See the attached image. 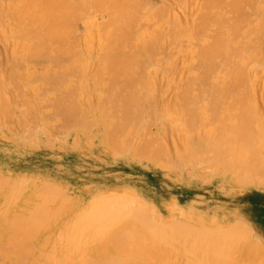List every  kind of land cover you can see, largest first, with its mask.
Returning a JSON list of instances; mask_svg holds the SVG:
<instances>
[{
    "label": "rangeland",
    "instance_id": "rangeland-1",
    "mask_svg": "<svg viewBox=\"0 0 264 264\" xmlns=\"http://www.w3.org/2000/svg\"><path fill=\"white\" fill-rule=\"evenodd\" d=\"M9 1L10 0H7L6 2L10 3L11 1ZM152 1L154 0H151V4ZM155 1L153 3L156 5L154 9L157 8L159 5L158 2H161V0ZM228 2L229 0H226L220 7L221 13L233 19L234 14L227 6ZM263 6L264 4L257 2L245 6L247 12V25L253 26L263 21L264 16L261 13L259 14L258 11L259 8ZM150 8L152 9L153 7L149 6V9ZM154 9H152L153 12ZM256 12H258L259 15ZM90 15L91 16L88 17H94L97 21L99 20L98 22L100 24H105L106 18L103 14L102 16L100 13L99 15L96 14V9L90 10ZM82 23H86V20H83ZM245 26L243 27V31L245 32L247 29L246 32H248L250 28ZM213 34L214 31H212L211 28L208 32L202 33L198 41L197 39L190 41L189 46L199 51L203 41L206 40L205 44L209 43V41H211L210 36ZM79 40L81 41V39ZM245 41L249 44L247 40ZM81 49L82 47L80 43H78L75 48V53L71 56L73 63L71 64L70 77L63 84L56 86L50 85L48 79L45 78L52 70L53 72L54 70H58V67H55V62H50V60L46 61V59H49L48 57L44 58L47 63H44V61H42L44 59L42 58H40L41 61L36 59L35 61H39L37 63H30L32 62L30 61V64L27 63L28 65L26 64L28 61L25 58L26 61L21 59L17 63V65L19 64L20 66L18 65L19 68L16 66L17 68L15 70L21 71L16 74L20 75L22 73L20 76L18 75V82L21 79V83L19 82V85L17 81V83L12 82L13 84L11 83L12 85L9 87L12 89L9 90L8 94H10V96L12 94L11 98H13L15 103H20L19 100H23L19 97L22 96L19 93L21 91L22 94H26L25 99H27V97L29 99H27L28 101L26 100V105H30V100H32L31 102L33 104H31L35 109L29 106L33 108L31 109L32 111H29L27 109L28 106L23 108L20 105L22 110L20 106L19 109L17 108L18 106H16V108L14 107L15 109H12V113H9V115L11 114L10 116L7 115L5 117L0 113V212L4 206L8 208V214L5 219L6 224L0 225V264H11L19 255L23 253L27 254L29 251L25 247H31L32 250L30 253L35 255L41 254V250H43L44 253L46 246L43 247V244H47V239L57 242L58 238L56 239V237H59L58 242L64 240V245L62 247L65 248V250L72 247V249L66 250V252L71 250L76 252L83 247L79 244H74V240L79 241L78 233L80 229L83 228L78 227L80 229H77L76 226L75 228L70 227L71 232L68 234L69 236L66 235L65 237L64 234H59L58 228L64 227L69 230L70 228L67 227V222L64 220L68 217L66 221L69 223H72V221L76 223L78 219L75 217V212H77L75 210L85 203L89 206L94 204L96 200L107 199H119L125 202L126 206L120 207L117 212L123 218H130L129 216L141 213L139 214L140 216L143 215L145 219L152 218V222H155L157 225L161 223V226L164 225V228H166L165 225L174 224V222L185 223L187 233L193 236L198 235V231H204V229H213L214 231L217 227V230H219V226H222L221 228L224 226L223 229L225 232L227 231L225 230L226 228L233 230L236 235L238 234L239 245H241V248H244L235 247L233 244L232 247L235 248V253L241 250L242 254H246L247 250L251 248L252 251L249 249L248 252H251L256 258V264H264V171L257 170L258 172L255 173L256 169H251L253 170V173H251L247 164H251L248 160H253L251 158L252 154L249 155V153L246 155V153L250 151V147H245L243 150L244 146H241L239 149L235 146L236 142L233 137L237 134L236 132H238L236 130L240 131L242 129L241 126V128L239 127L240 124L237 126L238 123L236 121H240V116L244 113H241L242 110L240 111L238 109H230L229 112L227 108L229 103L231 104L233 101L230 98L233 97L230 96V98H226L224 96L225 99L219 105L215 103L216 101L214 102V100L218 101L219 99H214L218 97H214L213 94L215 92H212L213 90L211 89L219 86L217 85L220 79L218 75L223 76V73L212 72L205 76L201 71L198 58L199 54H197L196 58L192 62L190 61V73L185 80L190 83L191 91L183 93V90H181L179 92V103L173 115L170 116L169 119L167 118L164 120L163 118H157L152 110H150L152 112L149 111L150 113L147 111L146 113L150 115L146 114L147 118L145 117V120L147 119L146 121L151 122L149 124L142 119L141 123L143 126H141L140 121L137 123V119L134 116L128 117L126 115L125 105L122 99L118 100L115 105L112 104L110 100L111 92L109 91L111 84L109 68H104V66H102V71L104 73L103 79L96 84L99 92H95V94L94 92H82L80 85L81 82H83L85 74L80 62H77ZM132 51L131 48H125L123 50L124 53ZM165 59L166 57L164 54L157 53L152 62H145V65L148 66L147 69L150 68V72H154L158 70L156 68L157 65L165 62ZM21 61L23 62L20 64ZM26 66L27 68L32 66L33 68L36 67L38 69L35 68L37 74L39 73L38 77L41 74H43L41 75L42 77L47 74L43 77V81L46 79V83L53 87L50 89L47 85V88L49 87L50 90H45L47 89L46 84L42 85L43 81L41 77H39V79L41 78L40 80L42 82H39V79L38 82H35L34 78H30V82H35V84H31L29 79L25 78L27 72ZM252 75L257 78V86L262 87L264 85V68L262 70L252 71ZM22 77L25 80H22ZM36 77L37 76H35V78ZM26 79H28L27 82L30 84L26 82ZM24 83L28 85L26 86ZM13 85L16 86V88L13 87ZM17 86H21L22 88L19 89ZM33 86L35 88H33ZM42 86L45 87V89ZM14 89H16V92L18 89L17 93L19 96L13 91ZM156 90L158 95L162 94L160 85L156 86ZM33 91L38 94V96H36L35 93L32 95ZM68 92L73 93L72 96L77 104L79 103L78 106H80L81 109H78L81 111L66 114L59 110L57 107V99L65 93L69 94ZM93 96L98 97L95 98ZM226 96L229 97V95ZM97 98H101L102 104L99 107L94 104L96 102L94 99ZM221 99H223V96ZM87 102L90 104L92 102V104H87ZM88 110L91 111L89 112ZM216 110L220 113H217L219 115L218 118H215L217 115L213 116V112H217ZM231 110L233 111L232 116ZM151 113H154L155 116ZM229 114L233 120L232 121L229 117L228 120H231V122L226 118ZM222 115V119H219ZM143 116L144 115H142V117ZM235 116L237 118L239 117V119H234L236 118ZM148 118L154 120L149 121ZM17 120H21V123ZM120 121L122 123L126 121L129 122V124H124V127L127 128L121 125L120 127L118 123ZM152 121H155V123H152ZM223 122L226 123L224 124ZM225 125H227V127L229 126L228 129L235 134H232L231 131L227 134V131H223L224 129L222 130L223 134H221V130L218 132L216 131L217 135H224V138L223 136L222 138L218 136V139L221 138L220 140L228 141L226 138L227 135H229V137L232 135L233 140L230 141H233L232 143L235 142L234 145L231 142L230 145L228 142L221 143L222 141L220 142L218 139V144L212 142L214 138H217L215 130L220 129L221 126L224 128ZM230 125L232 127H230ZM147 128H151L150 130H152V132L147 130ZM231 128H234V131ZM184 129L186 132H183ZM208 131H211L208 135L210 137H207ZM180 133L186 134L188 137L192 136L197 138V141H191L194 142L192 143L193 147L195 146L198 149V151H194L197 149L192 148L196 154L183 151L184 147L179 141L177 142V146L181 149L182 154L177 152L174 141L178 140V134ZM201 133V136L205 135L206 140L208 139L207 141H205V139L203 140L205 137H202L201 140ZM212 135L214 136L212 137ZM146 137L148 141L145 140ZM198 138L200 139L199 142ZM155 139H157V141ZM154 140L156 143H154ZM171 140L174 141L172 142ZM206 142H208V144L212 142L219 147L213 148V144H211V149L209 148V150L208 147L210 145L208 146ZM219 144L223 145L221 146V149L223 148L222 150L219 149ZM224 144H227V146L225 147ZM163 146L165 150H167V153L160 154L161 148L164 149ZM235 147L239 152L242 151V153L240 152L242 155L238 153L240 156H234V153L237 151ZM212 149H214V151ZM224 149L229 153L228 155L226 154L227 156L223 154L225 152ZM254 149L255 146L253 150ZM175 150L177 153H175ZM208 150L212 153L207 152ZM218 150L222 152L220 155ZM230 151H232L233 154H231ZM243 151L245 153H243ZM198 152L201 153L198 154L199 156L197 155ZM184 153H186L188 158ZM175 154H177V156ZM181 155L185 156V158H181ZM256 156L254 159L257 158ZM178 157L180 158L178 159ZM186 158L190 161H187ZM197 158L198 160H196ZM244 158L248 160L245 159L244 161ZM242 160L246 164H244L246 167L243 165ZM195 161H198L197 164ZM256 162L261 163L259 161ZM256 164L257 163H255L254 166L260 169L262 164L257 166ZM39 206L42 208L41 211H38L40 210ZM59 208L63 210L60 212L58 211L60 210ZM33 211H38L36 216L40 215L41 218L38 216L35 220L41 222L44 228L39 225L42 230L36 231L38 232L37 234H33V232L32 234L30 233V235L24 234L25 237H22L17 230V223L29 217ZM56 212L59 213L56 214ZM50 213L52 214L48 218V214ZM58 214L61 218L57 216ZM144 218H138V225L141 228H144L147 224ZM91 219L92 221L96 219L93 223H96L97 229L91 221H87V218H85V221L87 223L89 222L88 225L91 223L90 225L92 226L93 224V226L89 227V225L88 227L90 229L87 227L89 232L88 230L87 232L86 230L84 231L86 235L89 234V236H92V238L88 237L86 239L89 240V238H91L90 241H96H92L93 243L87 241L84 245L86 249L84 251H87V255L89 253V255L95 257L97 254L99 256V253H101L99 251L106 247L104 249L115 252V254H111L108 259L109 261L114 260V255L119 256V253L124 252L125 254H132L137 247V244H133V242H140L150 233V230H144L142 236H137V240L125 242L127 244L123 246V241H119L120 243H118V240H115L116 238L107 234L104 227H102L104 229L101 228V224L97 221L98 217H91ZM62 220L63 222H61ZM86 222L84 223L86 224ZM60 223L62 225L64 223V226ZM57 224L58 227H56ZM186 224H188V226H186ZM96 230L97 232L95 233L97 234L94 233ZM101 231L104 232L101 233ZM124 231L125 230H120V232H117L122 236ZM225 232L224 236L226 237ZM81 233L80 237L83 235V233ZM98 234H101V236ZM221 234L220 236L215 234L214 237H212V241L216 242L219 239H224L223 230ZM95 235H98L97 238ZM101 237L102 239L99 240ZM245 237L247 239L250 237L248 239L250 241L245 240ZM243 239L245 244L242 242ZM41 240L42 244L40 245ZM238 242H236V246ZM228 244L229 243H227V246L229 247L230 244ZM97 245L100 246L98 247ZM242 245H247V247L245 248ZM94 246L96 248H94ZM62 247L59 248L58 252L63 251ZM47 249H49L48 244ZM47 249L46 252L49 251H47ZM104 249L102 252L106 251ZM65 250L63 252H65ZM247 264L249 263L247 262ZM252 264L254 263L252 262Z\"/></svg>",
    "mask_w": 264,
    "mask_h": 264
},
{
    "label": "bare ground",
    "instance_id": "bare-ground-1",
    "mask_svg": "<svg viewBox=\"0 0 264 264\" xmlns=\"http://www.w3.org/2000/svg\"><path fill=\"white\" fill-rule=\"evenodd\" d=\"M6 1L7 0H0V113H2V115H4L5 117L7 115L10 116L11 114L9 115V113H12V109L14 107L16 108V106H18V109L20 105L23 108L28 106L27 109L29 111L34 108V106H32V100H30V105H26L29 99L28 97V100L25 99L26 94H22L21 91L19 93L22 96H19L17 93L18 89L17 92L16 89H14L13 91L17 93V96L23 99L21 101L19 100L20 103H15L13 101V98H11L12 94L11 96L10 94H8L9 90L12 89L9 88L13 84L12 82L17 83L19 79V74L16 73L20 70H15L19 65H17L19 60L25 58L28 61L26 62V64L30 61H32L30 63H37L41 61L40 58L44 59L48 57L49 59H46V61L50 60V62H55V67H58V70H54V72L52 70L50 72L51 74L48 71L51 76L49 74H46L47 77H45L46 75H44L43 77L48 79L50 85L56 86L59 84H63L70 77L71 64L73 63V59H71V56L75 53V48L77 47L78 43H80L82 49L79 52L80 54L77 62H80L85 74L83 82H81V85L79 84L82 92H94V94L95 92H99L96 84L101 79H103L104 73L102 71V66H104V68L107 67L110 70L111 84L109 87V91L111 92L110 100L113 105H115L118 100L122 99L125 105L126 115L128 117L134 116L137 119V123H139V121L141 123L142 119H144L145 122H148L146 121L147 119L145 120L146 114H149L152 111L156 114L157 118H163L164 120H166L167 118L169 119V117L172 116L173 112L177 109L180 97L179 92L181 90H183V93L191 91L190 83L186 82L185 80L190 73V63L196 58V55L199 54L198 58L200 61V68L205 76L212 72L223 73V76L218 75L221 79L218 80L217 85L219 86L215 88L213 87L215 90L213 88L211 89L213 90L212 92H215L213 94L214 97L217 96L218 98H214L213 96L212 97L214 99H219L218 101L214 100V102L216 101L215 103L219 105L220 103H222L225 97L230 98V96H232L234 99L230 98L233 101L231 104L229 103L228 108H226L229 109V112L230 109H238L240 111L242 110L241 113H244L241 115V113L239 112V114L241 115V119L240 121L236 122L238 123L237 126L240 124L239 127L241 126L242 129L240 131L236 130L238 132H236L237 134L234 137L232 135L231 137L227 135L226 138L228 139V141L226 139V141L220 140L222 136L224 138V135L221 136V134H223V129V131H227V134L229 131H231L228 129L229 126L227 127V125H225L227 128L225 126L224 128H222V125L220 129L215 130V132L221 130L222 133H218L220 135H217V132L216 134L214 133L215 135H217V138H214V141L212 142H216L218 144V140H220V142L222 141L221 143L228 142V144L230 145V142H233L230 141L233 140V137L235 138L234 141L236 142V144L235 142L232 143L233 145L235 144L238 149L241 148V146H244L243 150L245 147H250L249 152L246 150L248 152L246 153V155H248L249 153V155L252 154L253 157L251 155V158L254 161L256 160L261 162L258 163L255 161V163H257L256 166L260 164H262L261 167L263 166L264 85L262 87L257 86V78L252 75V71L262 70L264 68V17L263 21L259 22L258 24H255L253 26L247 25V12L245 6L253 4L254 2L264 4V0H229L227 6L234 14L233 19L226 17L224 13H221L220 7L226 2V0H161V2H158L159 5L157 4L158 6L155 9L154 7H156V5L153 4L155 0L152 1V4L151 0H10V3ZM149 6L153 7L152 9H154V12L151 8L149 9ZM92 9H96V14L98 15L99 13L101 16L103 14V16L106 18L105 24H100L98 22L99 20L97 21V19H94L93 16V18L88 17L91 16L90 10ZM258 11L259 14L261 13L264 16V6L260 7ZM256 13L258 14V12ZM83 20H86V23H82ZM245 25L250 28V31L248 30V32H246V28V31H243V27ZM211 28L212 31H214V34L210 36L211 41L208 40L209 43L205 44L206 40L203 41L202 47L199 51H196L189 46L190 41L196 39L198 41L202 33L208 32V30H210ZM79 39H81V41ZM245 40H247L249 44H247ZM125 48H131L133 51L124 53L123 50ZM157 53H162L165 55V62L160 65L156 64L157 67L156 65L155 67L158 70L150 72V68L147 69L148 66L145 65V62H152L154 56ZM36 59L39 61H35ZM42 61H44V63H47L45 59ZM22 62L23 61H21L20 64ZM35 68L36 67L33 68V66L27 68L26 66V74L22 71L26 75H24L25 78H28L29 82L31 81L30 78H34L35 82H38L39 77H41L42 79H40L43 81L44 78L41 76L43 74L38 77V69L36 68V70ZM35 76H37L38 78H35ZM23 79L24 78L22 77V80ZM28 79H26V82ZM40 79L39 82L41 81ZM46 79L45 81L41 82L42 85L46 84L47 88L48 84L46 83ZM19 82L18 84L20 85L21 82ZM35 82L33 83L32 81L30 83L35 84ZM27 83L24 84L27 86ZM158 85H160L162 89L161 95L157 94L156 86ZM21 86H17V88L21 89L23 87ZM13 87L16 88V86L14 85ZM49 87L51 89L53 86ZM49 87L47 89H45V87L43 88L45 90H50ZM33 88L35 87L33 86ZM34 93L35 92L33 91L32 95H34ZM70 93H65L63 94L64 96L61 95L59 99H57V107L59 108V110L66 114H72L81 111L80 106H78L79 103L77 104L72 96L73 93ZM35 95L38 96V94L36 93ZM226 95H229V97H227ZM222 96L223 99H221ZM95 100V106L99 107L102 104L101 98L94 99V101ZM87 104L90 103L87 102ZM29 106L33 108H30ZM147 111L150 112L146 113ZM226 112L229 113L228 111ZM154 113L151 114L154 115ZM213 113V116L217 115V117L215 118H218V114L220 113H218V111ZM232 114L233 111L231 112V116ZM142 115L144 116L142 117ZM222 117L223 115L219 117V119H222ZM229 117L230 114L227 115V120L229 119ZM230 119L232 120V117H230ZM234 119L238 120L239 117H236ZM150 120L154 119H149V121ZM231 120L228 121L231 122ZM17 121L20 122L21 120ZM150 122L148 123L150 124ZM153 122L155 123V121H152V123ZM226 122L223 123L225 124ZM118 123L119 126L121 125L123 127L125 126L124 124H129V122L127 121L123 123L120 121ZM141 126H143L142 123ZM230 127L232 126L230 125ZM150 129L147 128V130L152 132V130ZM231 129L233 130L234 128ZM183 132H186L185 129ZM210 132L208 131L207 137H210L208 136ZM232 134L235 133L232 132ZM201 135L202 133L200 134V136ZM178 136V140H173L174 145L177 148V152H180L182 154L181 149L177 146L178 141L182 143V146L184 147L183 151H189L188 153L191 152V154H194V151H198L195 146L193 147L192 143L194 142H191L192 140L197 141V138H194L192 136L188 137L186 134L181 133L178 134ZM213 136L214 135H212V137ZM218 136H220L221 138L218 139ZM202 137H205V135L201 136V140ZM204 139L205 141L208 140H206V137L203 138V140ZM145 140H147V137L145 138ZM155 140L157 141V139ZM156 141L154 143H156ZM199 141L200 139L198 140V142ZM208 142L206 143L208 144ZM212 142L211 144H213V148L219 147L216 146L217 144H214ZM211 144H208V146L210 145L208 149L211 147ZM219 145V149H221V146L223 145ZM226 146L227 144L225 145V147ZM254 146L255 149L253 150ZM192 148H196L197 150H194ZM238 149L236 152L234 151V156H240L238 153H242V151L239 152ZM209 150L207 152H211ZM212 150L214 151V149ZM226 150L225 152L223 151V154L225 156L229 154L226 152ZM166 151L167 150H165L164 147V149L161 148L159 153L164 154L167 153ZM177 152L175 150V153ZM199 153L200 152H198L197 155ZM220 153L222 152H219V155ZM230 153L233 154L232 151H230ZM243 153L245 152L243 151ZM184 154L186 155V153ZM175 155L177 156V154ZM258 155L260 159L258 158ZM255 156L258 159H254ZM182 157L185 158V156L181 155V158ZM179 158L180 157H178V159ZM245 159L246 158H244V161ZM196 160H198V158ZM253 160H248L251 162V164H247L251 173H253L252 171L255 169V173L258 172L257 170L264 171V166L258 169V167L254 166L255 163ZM244 161L242 160L243 165L245 164ZM195 162L197 164L198 161ZM221 170L225 171L224 169ZM123 206H126L125 202H122V200L119 199L96 200L94 204H91L89 206L85 203L83 206L75 210L77 211L75 212V217H77L78 220H76L78 223H73V221V224L69 223L68 221H66L68 217L64 220L65 222H67L66 224L69 228H75V226L77 227V229H80L78 227L83 228L80 229V232L76 229L79 232V237L80 233H83L82 236L84 237H80L82 242L78 237L79 241L74 240V244H79L84 248L81 247L76 252H73L72 250L66 252V250H70L72 249V247L65 250V248L62 247L64 245V240L62 242H58L59 237H56V239L58 238L57 242L50 239L46 240V243L49 245V249H47V244H43V247L46 246L44 253L43 250H41V254L35 255L30 253V251L32 250L31 247H25L29 252L27 254L23 253L19 255L14 259V261H12L11 264L257 263L256 258L251 254V252H248V250H251V248H247L248 254H242L241 250V253L239 251L235 253V248L232 247V245L234 244L235 247L238 248L241 246L238 242V234L236 235L233 230L225 228V230H227L226 233L223 229L224 226L223 228H221L222 226H219L221 229L219 228V230H217V227L216 229H214V231L213 229H207L208 231L204 229V231H198V235L193 236L187 233V227H185V223L182 224L174 222V224L165 225L166 228H164V225L161 226V223L157 225L155 224V222H152V218L145 219L143 215L140 216L139 214L141 213L134 214L133 216L128 215L130 218H123L120 216V214L117 213L118 209ZM39 209L40 210L38 211L42 210L41 206H39ZM59 209L60 210L58 211L60 212L63 210L61 208ZM34 212L36 211L31 212V215L29 217L24 218L22 221L17 223V230L22 235V237H25L24 234L30 235V233L32 234L33 232V234H37L38 232L36 231H40L42 230V228H44V225L42 226L41 222L35 220L36 217L39 216V218H41V216H36L37 212L33 214ZM57 213L59 212H56V214ZM7 214L8 208L7 206H4V208L0 212V225L6 224L5 219L7 217ZM51 214L52 213L48 214V218ZM57 216L60 217L59 214ZM91 217H98L97 221L101 224V228L104 227L107 234L112 235L114 238H116L115 240H118V243L123 241V246L127 244L125 242L137 240V236H142L144 230H150V233L146 235L140 242H133V244H137V247L136 250L130 255L125 254L124 252L119 253V256L114 255V260L109 261L108 259L110 258L111 254H115V252H110L111 250H106L104 249L106 247H104L103 249L106 251L102 252L103 249H100L101 251L99 252L101 253H99V256L97 254L98 257L95 255V258L92 255H89V253L87 255V251H84L86 250L84 245L87 243V241L91 243H93L92 241H96H90L92 236H89V234L86 235L88 228L92 227L94 224L93 222L96 220L95 219L92 221ZM85 218H87V221H91L93 223L92 226L90 225L91 223L89 224L90 226L88 225L89 222L87 223L85 221ZM138 218H144L147 221V224L144 228L139 227ZM61 222H63V220ZM84 222H86L87 226ZM64 223L63 225L61 223L60 224L64 226ZM58 224L56 227H58ZM95 224L94 226L97 229V226ZM39 225H41L42 228ZM149 226L152 229H150ZM186 226H188V224H186ZM59 228L58 231L60 235L64 234V237L66 235L69 236L68 234L71 232V228L69 230L64 227ZM84 230H86V232ZM120 230H125L122 236L118 233L120 232ZM222 230L223 236L225 232L226 237L224 236V239H219L216 242L212 241V237H214L215 234H218V236L222 235ZM95 232H97V230L94 231V233ZM103 232L101 231V233ZM99 236H101V234ZM88 237L91 238H89L88 240L86 239ZM100 239H102V237L99 238V240ZM244 239L250 241L246 237ZM244 239L242 242H244ZM236 242H238L237 246ZM227 243L230 244H228L229 247L227 246ZM41 244L42 240L40 241V245ZM60 247H62L63 251L65 250V252L61 251V249V252H58ZM244 247L246 248L247 245H245ZM94 248L96 247L94 246ZM46 249L47 251H49L46 252Z\"/></svg>",
    "mask_w": 264,
    "mask_h": 264
}]
</instances>
